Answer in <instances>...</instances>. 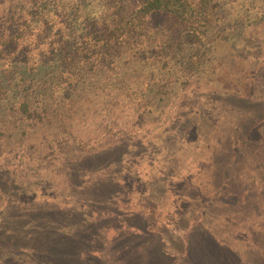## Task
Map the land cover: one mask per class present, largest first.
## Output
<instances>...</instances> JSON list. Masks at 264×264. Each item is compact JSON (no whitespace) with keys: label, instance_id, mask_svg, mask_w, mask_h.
<instances>
[{"label":"rangeland","instance_id":"obj_1","mask_svg":"<svg viewBox=\"0 0 264 264\" xmlns=\"http://www.w3.org/2000/svg\"><path fill=\"white\" fill-rule=\"evenodd\" d=\"M242 3L152 113L131 90L55 140L0 137V264H264V14Z\"/></svg>","mask_w":264,"mask_h":264},{"label":"trees","instance_id":"obj_2","mask_svg":"<svg viewBox=\"0 0 264 264\" xmlns=\"http://www.w3.org/2000/svg\"><path fill=\"white\" fill-rule=\"evenodd\" d=\"M124 1L12 0L2 10L3 141L25 132V121L30 127L39 123L37 132L49 128L47 141L55 140L69 132V119L131 90V101L152 113L171 90L205 76L240 0H141L129 6ZM263 2L237 6L247 7L248 21L257 9L264 14ZM34 242L30 236L24 250L29 257Z\"/></svg>","mask_w":264,"mask_h":264}]
</instances>
